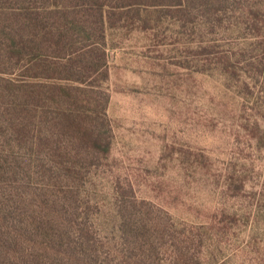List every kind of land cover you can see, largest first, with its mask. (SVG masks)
<instances>
[{
  "label": "rangeland",
  "instance_id": "rangeland-1",
  "mask_svg": "<svg viewBox=\"0 0 264 264\" xmlns=\"http://www.w3.org/2000/svg\"><path fill=\"white\" fill-rule=\"evenodd\" d=\"M202 3L111 11L97 40L109 77L81 84L110 96L106 109L85 105L108 154L71 129L60 145L36 125L19 141L0 102V153L20 169L0 173V205L29 231L67 233L111 264H172L181 252L191 264H264V0ZM24 70L4 74L71 84Z\"/></svg>",
  "mask_w": 264,
  "mask_h": 264
},
{
  "label": "trees",
  "instance_id": "trees-1",
  "mask_svg": "<svg viewBox=\"0 0 264 264\" xmlns=\"http://www.w3.org/2000/svg\"><path fill=\"white\" fill-rule=\"evenodd\" d=\"M140 1L182 6L195 0H0V102L4 107L2 115L10 113L16 119V126L11 120L3 122L11 135L22 141L36 125L40 135L48 137V133L50 144L58 145L60 132L71 129L77 132L75 137L80 135L82 141L110 152L102 128H93L85 113V105L95 107V100L106 109L110 96L99 91L95 99V89L81 84L95 72L109 77L104 69L108 54L97 40L106 37L115 7ZM198 1L203 5L204 0ZM21 64L31 78L45 76L71 84L19 81L4 74ZM0 126L3 128L2 123ZM5 143L11 145L6 139ZM28 144L36 153L41 147ZM13 156L10 152L0 153V173L5 175L6 169L12 179L16 169L20 170L11 165ZM29 156L36 161V154ZM14 210L10 202L0 205V264H111L95 261V250L89 244L65 242L67 233L62 231L32 233L29 223L17 218ZM154 247L152 242L150 252ZM152 260L140 257L134 264H153ZM193 260L192 255L181 252L172 264H191Z\"/></svg>",
  "mask_w": 264,
  "mask_h": 264
}]
</instances>
